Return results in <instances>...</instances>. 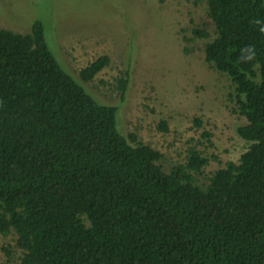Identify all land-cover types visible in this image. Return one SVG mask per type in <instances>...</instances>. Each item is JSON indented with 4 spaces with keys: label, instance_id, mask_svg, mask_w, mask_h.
Returning <instances> with one entry per match:
<instances>
[{
    "label": "trees",
    "instance_id": "16d2710c",
    "mask_svg": "<svg viewBox=\"0 0 264 264\" xmlns=\"http://www.w3.org/2000/svg\"><path fill=\"white\" fill-rule=\"evenodd\" d=\"M199 1L214 26L205 61L234 85L248 143L205 187L195 148L165 172L117 129V108L65 71L42 21L0 29V234L14 232L20 264H264V0ZM108 64L97 57L79 79ZM128 81L115 79L121 100Z\"/></svg>",
    "mask_w": 264,
    "mask_h": 264
},
{
    "label": "rangeland",
    "instance_id": "374dc122",
    "mask_svg": "<svg viewBox=\"0 0 264 264\" xmlns=\"http://www.w3.org/2000/svg\"><path fill=\"white\" fill-rule=\"evenodd\" d=\"M35 20L65 71L98 103L117 108V129L158 151L163 171L184 164L195 148L208 164L193 182L205 187L214 172L239 162L248 143L236 128L246 120L236 112L230 79L205 61L214 26L204 1L0 0V29L27 34ZM193 29L210 36L198 38ZM102 55L109 64L82 82L79 70ZM126 72L121 100L115 79ZM15 239L14 232L0 234V264H20Z\"/></svg>",
    "mask_w": 264,
    "mask_h": 264
}]
</instances>
